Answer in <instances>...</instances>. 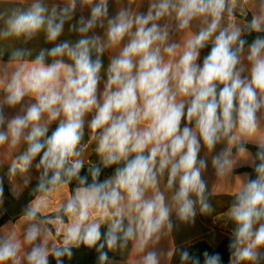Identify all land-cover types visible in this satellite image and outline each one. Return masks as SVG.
<instances>
[{
	"label": "clouds",
	"instance_id": "clouds-1",
	"mask_svg": "<svg viewBox=\"0 0 264 264\" xmlns=\"http://www.w3.org/2000/svg\"><path fill=\"white\" fill-rule=\"evenodd\" d=\"M0 264H264V0H0Z\"/></svg>",
	"mask_w": 264,
	"mask_h": 264
},
{
	"label": "crops",
	"instance_id": "crops-1",
	"mask_svg": "<svg viewBox=\"0 0 264 264\" xmlns=\"http://www.w3.org/2000/svg\"><path fill=\"white\" fill-rule=\"evenodd\" d=\"M227 197L226 196H220L217 197V203L219 205H222L224 202H226ZM209 220H204V223H209ZM186 235L190 236V237H202L204 239H207V229L203 226V224L201 223V220L198 219L197 221V225L194 229H189L186 231L185 233Z\"/></svg>",
	"mask_w": 264,
	"mask_h": 264
},
{
	"label": "trees",
	"instance_id": "trees-1",
	"mask_svg": "<svg viewBox=\"0 0 264 264\" xmlns=\"http://www.w3.org/2000/svg\"><path fill=\"white\" fill-rule=\"evenodd\" d=\"M204 246H206V245H204ZM220 247H221V250H223V247H224V246H223V244H221V246H220Z\"/></svg>",
	"mask_w": 264,
	"mask_h": 264
},
{
	"label": "water",
	"instance_id": "water-1",
	"mask_svg": "<svg viewBox=\"0 0 264 264\" xmlns=\"http://www.w3.org/2000/svg\"><path fill=\"white\" fill-rule=\"evenodd\" d=\"M12 211H16V209H12Z\"/></svg>",
	"mask_w": 264,
	"mask_h": 264
}]
</instances>
